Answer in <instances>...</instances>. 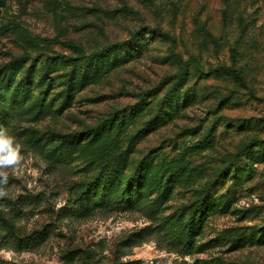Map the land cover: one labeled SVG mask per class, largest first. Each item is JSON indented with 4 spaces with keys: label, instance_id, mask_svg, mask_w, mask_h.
Masks as SVG:
<instances>
[{
    "label": "rangeland",
    "instance_id": "obj_1",
    "mask_svg": "<svg viewBox=\"0 0 264 264\" xmlns=\"http://www.w3.org/2000/svg\"><path fill=\"white\" fill-rule=\"evenodd\" d=\"M135 32L145 36L140 51L75 88L62 108L63 84L76 68L64 58L73 56L66 43L90 54ZM231 47L240 53L236 68L246 87L229 73H211L231 66ZM41 54L56 59L52 84L42 87L54 110L36 115L14 107L3 126L24 155L0 200V248L15 250L13 264H264V242L232 248L222 238L264 229V0H0V66L23 58L26 68ZM172 89L179 103L171 106L164 98ZM146 93L147 105L121 138L126 173L141 162L160 175L171 169L178 175L171 191L82 204L78 188L96 172L84 150L90 128ZM52 132L79 135L81 143L60 159L50 154ZM249 147L233 169L234 156ZM205 197L217 208L195 242L219 245L199 251L175 232L185 207Z\"/></svg>",
    "mask_w": 264,
    "mask_h": 264
},
{
    "label": "trees",
    "instance_id": "obj_2",
    "mask_svg": "<svg viewBox=\"0 0 264 264\" xmlns=\"http://www.w3.org/2000/svg\"><path fill=\"white\" fill-rule=\"evenodd\" d=\"M144 38L145 36L141 32H135L128 42L109 45L90 54L74 42L66 43V47L72 51L73 56L64 58H70L75 62L76 68L71 73L68 82L63 84L62 93L65 94V98L62 101V108L68 107L74 96L75 88H80L104 70H110L126 63L132 57L133 52L138 53L141 41ZM40 57L39 63L35 59L33 65L26 68L23 66L26 60L23 58H16L14 63L0 66V127L6 125L10 109L14 107L26 108L29 113H36V115L43 110L46 112L54 110V104L47 103V95L43 92L42 87L47 84L48 89L52 84L53 80L50 77V72L56 59L44 54H41ZM229 57L231 58L229 68L226 66L212 68L211 73H229L241 86L246 87L244 77L236 68L237 60L240 57L236 47L230 48ZM36 70L42 73L41 77H35ZM187 73L186 71L181 72L180 78ZM149 96V93L144 94L141 96L140 101L131 106L129 110L113 115L96 128H90L89 131L93 132L94 137L84 147V150L88 149L87 159L91 165L95 164L96 172L91 179L78 188V200L82 204H89V201L99 203L108 200L113 203H127L135 199L139 201L143 199L144 194H149L152 191H162L161 197L164 198L171 191V183H174L178 178L173 170L166 169L160 175L159 171L155 173V169L150 162H141L136 170L129 175L126 173L128 152L124 151L123 148L120 149L121 138L131 119L142 107L147 105ZM165 99L168 100L171 106L173 103L178 104L179 97L176 89L170 90L164 101ZM149 127H151V124ZM84 133L86 132L81 134ZM78 136H66L52 132L50 141L54 146L50 148V154L60 159L63 156L72 155L76 146L81 143V138ZM94 143L97 145L95 151L92 150L91 152ZM250 147L245 149L243 153L237 154L236 157L234 156L232 161L236 162L232 164L233 169L236 168L237 161L250 151ZM258 147L264 153V143H260ZM256 159L257 157L251 158V161L256 162ZM224 173H219L217 179L222 178ZM235 175H238V170H235ZM157 177H159V180ZM216 208L217 205L207 201V197L191 208L185 207L182 214L183 220L179 223L178 231L175 232L176 236L192 246L197 245L195 239L203 230L206 217ZM224 237L232 248H240L248 244L263 243L264 229L253 227L250 232L226 231L222 234L223 239H225ZM218 245V240H210L202 245H197V249L206 251Z\"/></svg>",
    "mask_w": 264,
    "mask_h": 264
},
{
    "label": "clouds",
    "instance_id": "obj_3",
    "mask_svg": "<svg viewBox=\"0 0 264 264\" xmlns=\"http://www.w3.org/2000/svg\"><path fill=\"white\" fill-rule=\"evenodd\" d=\"M24 160L23 145L9 131L0 127V200L8 197L9 170L17 171ZM16 252L11 248H0V259L13 264Z\"/></svg>",
    "mask_w": 264,
    "mask_h": 264
}]
</instances>
